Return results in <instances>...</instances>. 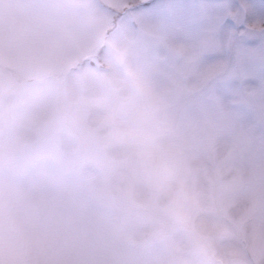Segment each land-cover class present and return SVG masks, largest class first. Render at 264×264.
<instances>
[{"label": "rangeland", "instance_id": "1", "mask_svg": "<svg viewBox=\"0 0 264 264\" xmlns=\"http://www.w3.org/2000/svg\"><path fill=\"white\" fill-rule=\"evenodd\" d=\"M104 57L130 60L165 94L217 207L208 264H264L250 222L264 195L263 0H0V154L32 144L0 168V264H159L55 165L59 140L38 114L96 90Z\"/></svg>", "mask_w": 264, "mask_h": 264}, {"label": "clouds", "instance_id": "2", "mask_svg": "<svg viewBox=\"0 0 264 264\" xmlns=\"http://www.w3.org/2000/svg\"><path fill=\"white\" fill-rule=\"evenodd\" d=\"M92 71L96 90L58 97L50 111L38 106L59 140L55 165L77 180L89 205L126 227L137 247L157 249L159 264H208L217 207L194 183L165 94L130 60L104 57ZM31 150L27 139L6 142L0 168Z\"/></svg>", "mask_w": 264, "mask_h": 264}, {"label": "snow or ice", "instance_id": "3", "mask_svg": "<svg viewBox=\"0 0 264 264\" xmlns=\"http://www.w3.org/2000/svg\"><path fill=\"white\" fill-rule=\"evenodd\" d=\"M145 7H147V5L133 3L127 11L134 13ZM250 222L253 226L254 234L261 242H264V195L261 197L258 211L251 217Z\"/></svg>", "mask_w": 264, "mask_h": 264}, {"label": "flooded vegetation", "instance_id": "4", "mask_svg": "<svg viewBox=\"0 0 264 264\" xmlns=\"http://www.w3.org/2000/svg\"><path fill=\"white\" fill-rule=\"evenodd\" d=\"M264 1V0H263Z\"/></svg>", "mask_w": 264, "mask_h": 264}]
</instances>
